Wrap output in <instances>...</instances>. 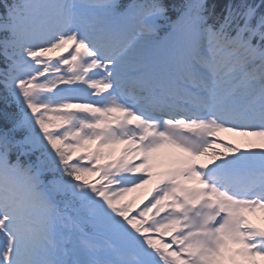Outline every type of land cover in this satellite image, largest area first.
Masks as SVG:
<instances>
[{
	"label": "snow or ice",
	"instance_id": "obj_1",
	"mask_svg": "<svg viewBox=\"0 0 264 264\" xmlns=\"http://www.w3.org/2000/svg\"><path fill=\"white\" fill-rule=\"evenodd\" d=\"M0 8V264H264V0Z\"/></svg>",
	"mask_w": 264,
	"mask_h": 264
},
{
	"label": "bare ground",
	"instance_id": "obj_2",
	"mask_svg": "<svg viewBox=\"0 0 264 264\" xmlns=\"http://www.w3.org/2000/svg\"><path fill=\"white\" fill-rule=\"evenodd\" d=\"M224 135V138L226 140H232L233 142H238L240 138L238 137H234L232 134H223ZM243 146V144H240ZM250 219L253 220L254 223H260V221L257 219V217H250Z\"/></svg>",
	"mask_w": 264,
	"mask_h": 264
},
{
	"label": "trees",
	"instance_id": "obj_3",
	"mask_svg": "<svg viewBox=\"0 0 264 264\" xmlns=\"http://www.w3.org/2000/svg\"><path fill=\"white\" fill-rule=\"evenodd\" d=\"M8 1V0H6ZM170 2H172V0H169ZM4 13V9L3 8H0V15H2ZM0 94H2V89H0ZM0 107H3L2 104H0Z\"/></svg>",
	"mask_w": 264,
	"mask_h": 264
}]
</instances>
